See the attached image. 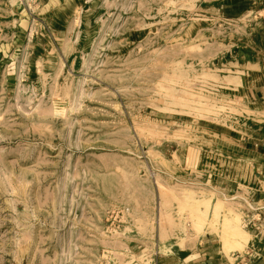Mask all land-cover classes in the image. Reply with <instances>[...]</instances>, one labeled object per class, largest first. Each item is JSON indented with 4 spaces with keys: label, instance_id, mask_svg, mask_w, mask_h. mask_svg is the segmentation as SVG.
Returning <instances> with one entry per match:
<instances>
[{
    "label": "rangeland",
    "instance_id": "1",
    "mask_svg": "<svg viewBox=\"0 0 264 264\" xmlns=\"http://www.w3.org/2000/svg\"><path fill=\"white\" fill-rule=\"evenodd\" d=\"M263 29L264 0H0V264H260Z\"/></svg>",
    "mask_w": 264,
    "mask_h": 264
},
{
    "label": "crops",
    "instance_id": "2",
    "mask_svg": "<svg viewBox=\"0 0 264 264\" xmlns=\"http://www.w3.org/2000/svg\"><path fill=\"white\" fill-rule=\"evenodd\" d=\"M261 35H262V40H261L262 55H260L261 53L258 55L259 56L258 64H257L258 71L255 76V78L257 79V83L256 85H252V87H250L248 90L250 100L252 101L253 104L259 107L257 111L258 116L259 117L262 116L263 118V119H258L259 122H262L261 125L262 132L261 133L259 132L258 136L254 139L255 147L252 150L254 158L256 159L255 162L256 166L259 169L258 174H256L257 179L259 181H261V178L259 177H264V29ZM257 184H258L257 203L259 204L257 214L260 215V218L257 219L255 223L258 229L254 233V236L256 238H259V241L263 243L262 246L261 244L258 245V249L260 251L258 261H260V264H264V188L262 187L260 182H258ZM204 242H205V246L204 245L201 246V243L198 245L197 248L198 251L193 253V257L191 259L190 264H249L248 257H246V262H243L242 258L240 263H232V262H228V260L224 261L222 257L219 258L217 257L216 250L214 251V249H211L212 246L210 244L211 240L209 239V236H207L204 239ZM252 264H257V263L252 262Z\"/></svg>",
    "mask_w": 264,
    "mask_h": 264
}]
</instances>
